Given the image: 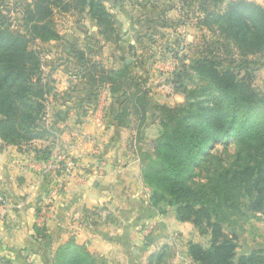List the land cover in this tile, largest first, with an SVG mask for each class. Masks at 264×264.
Instances as JSON below:
<instances>
[{
  "label": "trees",
  "instance_id": "1",
  "mask_svg": "<svg viewBox=\"0 0 264 264\" xmlns=\"http://www.w3.org/2000/svg\"><path fill=\"white\" fill-rule=\"evenodd\" d=\"M111 1L16 0L15 12L8 0H0V139L5 144L21 148L53 137V126L46 124L51 97L62 103L70 99L83 103L80 100L85 98L75 100L71 93L55 91L54 80L42 68V44L61 38L54 16L71 14L89 18L103 40L122 50L121 31L106 6ZM156 2L133 3L140 13L136 21L141 31L134 36L146 62L165 44L163 30L176 25L167 12L177 4L191 14L195 8L203 11L196 28L211 34L207 38L201 33V44L199 40L188 44V52L169 75L182 101L173 105L152 101L147 77L134 75L125 57H120L116 68L106 69L93 59L89 36L80 44L66 45L77 64L85 67L73 76L87 86L86 104L92 102L90 97L96 99L102 84H109L111 93L121 97L116 112L120 124L131 115L140 124L153 119L158 123L154 151L138 153L141 177L150 190L149 203L159 214L172 208L178 220L192 223L200 236L208 237L207 246L188 242L187 255L194 263L264 264V245L238 252L233 227L236 218L264 212V94L253 83L264 57V7L252 0L164 1L161 19L156 20L152 16ZM151 46L153 50L148 49ZM99 48L96 45V54ZM128 48L127 54L133 53L134 47L128 44ZM175 49L177 59L185 46L177 44ZM172 51L165 44L164 53ZM191 78L207 84L190 86ZM51 115L63 116L61 111ZM35 152L38 159L47 160L50 148ZM96 261L86 249L74 247L66 262L63 254L56 264Z\"/></svg>",
  "mask_w": 264,
  "mask_h": 264
},
{
  "label": "crops",
  "instance_id": "2",
  "mask_svg": "<svg viewBox=\"0 0 264 264\" xmlns=\"http://www.w3.org/2000/svg\"><path fill=\"white\" fill-rule=\"evenodd\" d=\"M252 1L264 7L259 0ZM109 11L121 31L118 46L122 50L101 38L97 24L76 15H71L77 19L66 30L70 42L69 34L58 30L59 40L42 44V68L54 80L55 91L85 98L80 100L83 103L50 98L46 124L53 126L54 135L49 141L18 148L0 139V264H56L63 254L66 262L74 247L95 255L98 264H196L187 255L188 242L199 237L193 224L178 220L172 208L159 214L149 203L150 190L141 177L138 153L154 151L158 123L153 119L140 124L138 117L131 115L120 124L116 112L121 109V97L111 93L109 84H102L96 99L90 97L92 102L86 104L87 86L73 76L76 69L85 67L77 64L66 45L80 44L82 37L89 36L94 60L110 69L125 57L133 74L148 76L151 84L149 65L137 64L141 49L135 36L126 37V26L134 31L138 25L135 16L121 12L124 21ZM172 11L177 17L175 9L167 16L173 15ZM75 33L81 35L75 39ZM128 44L134 47L133 53L127 54ZM96 45L101 50L97 54ZM262 62L257 72L264 70V59ZM153 90L152 86L148 89L154 102L173 105L183 100L174 90L175 101ZM55 111L63 116L53 118ZM47 146L50 153L57 147L75 161V167L68 175L57 172L64 189L41 221L38 203L45 198L50 176L55 174L45 170L50 159H38L35 150ZM100 160L107 162L102 172L97 169ZM75 213L80 215L77 220L72 217Z\"/></svg>",
  "mask_w": 264,
  "mask_h": 264
},
{
  "label": "rangeland",
  "instance_id": "3",
  "mask_svg": "<svg viewBox=\"0 0 264 264\" xmlns=\"http://www.w3.org/2000/svg\"><path fill=\"white\" fill-rule=\"evenodd\" d=\"M16 0H8L10 6H12V8L14 9V11L16 12V9L14 8L13 4ZM19 1V0H18ZM158 2H156V10L154 12V14H152V16H154V18L156 20L161 19L160 18V13L162 12V8L164 6V1H169V2H175L176 0H157ZM257 1V0H256ZM257 2H260L261 4L264 5V0H259ZM106 5L109 7V9H111V12L117 16H121V19L125 21V19L122 16L121 12H127L128 14H133V16H135V18H137L138 14L135 10V8H133L132 3L128 4L127 1H124L121 3V0H112L111 2H106ZM174 11H172L173 14ZM121 13V14H120ZM175 13V12H174ZM127 14V15H128ZM140 15V13H139ZM151 15V14H148ZM16 16V14H15ZM130 16V15H129ZM175 15H171V12L169 13V15L167 16L168 20H173ZM17 17V16H16ZM148 18V17H147ZM77 19V17H76ZM74 17L71 16V14H56L54 16V22L56 24V28L57 30H59L62 34H69L67 38H69V42L71 41V35L70 33H66L68 27L70 26V24L72 22H74L76 20ZM136 24V22H135ZM133 25V24H132ZM126 26V25H125ZM148 27V26H147ZM129 28V29H128ZM134 28V25H133ZM137 29H135L136 31L134 32L129 25L126 26V29H128V33H127V38L128 39H134V35L135 34H139V32L141 33V31H139V27H135ZM131 29V30H130ZM146 29V28H145ZM203 30V29H201ZM203 31H199L197 30L194 26H187V32L186 35L184 37H182V42L184 43L185 49H183V51H179V56L177 57V63L179 62V59L182 58V55L185 54L186 52H188V48L187 45L190 44L189 42L192 41H198L199 43H203L204 39L202 37V34H206L207 38L211 37L210 33H208V30H206L205 33ZM161 32V31H160ZM163 32H168L166 30H163ZM135 33V34H134ZM202 33V34H201ZM77 35H81V34H77L75 33L74 38H77ZM85 37V36H84ZM82 37V38H84ZM130 37V38H129ZM202 37V38H201ZM136 39V38H135ZM151 48V50H153V47H148V49ZM140 54L139 56L136 57L137 60V64L140 63V65H148L145 60V58H143L144 53H141L142 51L145 52L144 50H142V48H140ZM146 49V50H148ZM151 50L146 51L147 53ZM177 50V49H175ZM172 55V54H171ZM169 57L170 55L167 53L165 54V57ZM141 58L142 61H139V59ZM264 59V57H263ZM179 64V63H178ZM164 74H161L160 72H158L157 70H153V68L151 69V75H150V82H151V86L153 87V92L155 94H159L162 96V98H166L167 100L170 101H175L176 100V96H174L173 91H166L163 89H159L158 88V82L159 81H164ZM254 86L256 88L257 91H259L260 93L264 94V70H260L259 72L256 73V78L253 81ZM188 84L190 86L194 85H199V86H206L207 82L205 80H198L197 78H191L188 81ZM174 90V89H172ZM158 116V115H157ZM256 215V217L253 218H248V217H242V218H236L235 219V223H234V229L237 233L238 236V252H242L244 251L246 248L251 247V246H262L264 245V212H255L254 213ZM227 230V228L225 229ZM198 234V233H197ZM199 235V234H198ZM198 241L204 246L208 245V237L207 236H200L197 238Z\"/></svg>",
  "mask_w": 264,
  "mask_h": 264
},
{
  "label": "built area",
  "instance_id": "4",
  "mask_svg": "<svg viewBox=\"0 0 264 264\" xmlns=\"http://www.w3.org/2000/svg\"><path fill=\"white\" fill-rule=\"evenodd\" d=\"M128 4L133 5V8L137 10V5H134L133 3H146L147 0H126ZM177 1H173V4H176ZM175 11L177 12L176 17V25L172 28H165L167 32V38L165 39V44L168 43L169 48L173 50L172 52H166L164 53V47L158 46L156 48L155 54L149 59V68L150 71L153 68V70H157L161 74H164V81L158 82V88L163 90H169L172 91L173 85L170 81H166L167 78H169V75L171 72H173L176 68L177 60L175 57H173L174 52H176L175 48L178 44L180 48L183 49L184 43L182 42V37L186 35L187 32V26H194L196 28V25L198 23V20L201 19L204 16L203 11L199 10L198 8H195L194 13L191 14L187 10H181L180 4H177ZM197 29V28H196ZM169 54V57H165V54ZM172 54V55H171ZM151 81V80H150ZM151 87V84H149V79L147 76V82H146V88L149 89ZM151 90V88H150ZM48 120V119H47ZM56 141V139H55ZM54 141V142H55ZM49 161L46 163L45 170L51 169L52 172H54L55 175L50 176V184L48 185V188L45 192V198L41 199V201L38 203V215L40 216V220L43 221L44 218L47 216L49 206L52 203V201L59 196L64 189V182L62 179L57 177L58 173H62L64 175H68L71 173L72 169L75 167V161L69 158H66L67 156L63 153L61 154L59 149L55 147L50 155H49ZM107 165V162L105 160H100L98 162L97 169L99 172H102ZM58 172V173H57ZM6 210L3 211V214H5ZM75 220L80 218V215L75 213L72 216Z\"/></svg>",
  "mask_w": 264,
  "mask_h": 264
},
{
  "label": "water",
  "instance_id": "5",
  "mask_svg": "<svg viewBox=\"0 0 264 264\" xmlns=\"http://www.w3.org/2000/svg\"><path fill=\"white\" fill-rule=\"evenodd\" d=\"M128 62H129V60H128Z\"/></svg>",
  "mask_w": 264,
  "mask_h": 264
}]
</instances>
